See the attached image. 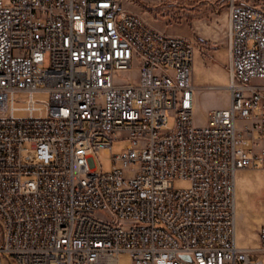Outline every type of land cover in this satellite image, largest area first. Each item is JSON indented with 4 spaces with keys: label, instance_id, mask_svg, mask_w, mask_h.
<instances>
[{
    "label": "built area",
    "instance_id": "built-area-1",
    "mask_svg": "<svg viewBox=\"0 0 264 264\" xmlns=\"http://www.w3.org/2000/svg\"><path fill=\"white\" fill-rule=\"evenodd\" d=\"M227 14L230 104L199 123L193 44L125 0H0V264H264L237 210L264 168V0Z\"/></svg>",
    "mask_w": 264,
    "mask_h": 264
},
{
    "label": "rangeland",
    "instance_id": "rangeland-1",
    "mask_svg": "<svg viewBox=\"0 0 264 264\" xmlns=\"http://www.w3.org/2000/svg\"><path fill=\"white\" fill-rule=\"evenodd\" d=\"M125 4L154 29L182 36L193 44L196 121L206 123L210 110L227 108L230 104L227 0H125ZM134 69L123 79L137 80V67ZM254 83L264 84V81L254 80ZM174 125L175 119L170 118L164 129H173ZM129 143L116 140L113 154H122ZM96 164L105 173L114 167L112 156L106 151L96 155ZM237 210L239 244L257 245L258 232L264 225V168L238 174Z\"/></svg>",
    "mask_w": 264,
    "mask_h": 264
},
{
    "label": "bare ground",
    "instance_id": "bare-ground-1",
    "mask_svg": "<svg viewBox=\"0 0 264 264\" xmlns=\"http://www.w3.org/2000/svg\"><path fill=\"white\" fill-rule=\"evenodd\" d=\"M228 61L230 60V57H228V59H227Z\"/></svg>",
    "mask_w": 264,
    "mask_h": 264
},
{
    "label": "crops",
    "instance_id": "crops-1",
    "mask_svg": "<svg viewBox=\"0 0 264 264\" xmlns=\"http://www.w3.org/2000/svg\"><path fill=\"white\" fill-rule=\"evenodd\" d=\"M228 58V57H227Z\"/></svg>",
    "mask_w": 264,
    "mask_h": 264
}]
</instances>
